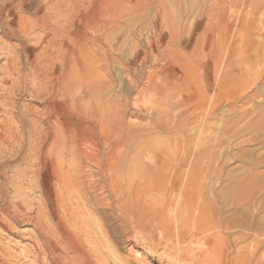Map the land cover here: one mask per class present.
Wrapping results in <instances>:
<instances>
[{"label": "rangeland", "instance_id": "rangeland-1", "mask_svg": "<svg viewBox=\"0 0 264 264\" xmlns=\"http://www.w3.org/2000/svg\"><path fill=\"white\" fill-rule=\"evenodd\" d=\"M164 4L175 10L180 32L165 36L159 28L152 34L144 28L149 22L144 13L126 19L121 33L131 27L143 32L139 42L145 54L137 73L128 58H123V73L100 72L107 78L101 93L123 101L125 186L131 182L136 188L147 169L153 182L150 192L142 190L139 201L141 207L146 203L151 208L136 214L132 228L110 210H100L108 235L105 261L99 264H183L181 252L206 256L210 262L205 264H264V0ZM120 31L111 32L106 44ZM16 45L0 31V136L9 129L21 132L13 111L42 110L24 91L17 97L7 94L11 82L4 79V57ZM131 77L135 87H130ZM98 96L89 99L96 103ZM13 98L17 110L7 104L15 103ZM3 147L0 142V161L11 160ZM101 217L96 212L86 217L91 239L98 237ZM14 232L15 236L2 233L6 260L33 264V228L22 223ZM132 245L137 252H130Z\"/></svg>", "mask_w": 264, "mask_h": 264}, {"label": "bare ground", "instance_id": "bare-ground-1", "mask_svg": "<svg viewBox=\"0 0 264 264\" xmlns=\"http://www.w3.org/2000/svg\"><path fill=\"white\" fill-rule=\"evenodd\" d=\"M139 13L148 17L144 27L148 31L160 28L165 36L180 32L175 10L164 0H0V31L17 41L4 57V79L11 82L9 93H4L16 96L24 91L42 107L11 111L22 133L9 129L10 133L0 136L2 148L11 157L0 161V264L10 262L1 248L2 233L15 236V226L22 223L33 228V264H99L105 261L108 235L100 210L122 217L130 229L136 214L151 208L139 202L142 190L148 193L152 188L150 169L136 188L131 182L124 183L123 101L120 96L110 100L101 93L107 81L101 70L123 73V58H128L137 73L145 54L139 42L143 32L131 26L124 33L120 30L126 19ZM115 29L121 35L106 44ZM38 31L42 36H37ZM130 81V87H135L136 81L132 77ZM95 93L100 98L93 103L89 98ZM7 104L17 110L16 102ZM20 161L24 168L19 167ZM161 165L165 167V162ZM91 212L102 214L96 239L87 235L86 217ZM135 248L132 245L130 250ZM185 253L180 254L183 259L179 256L182 262H210L206 256Z\"/></svg>", "mask_w": 264, "mask_h": 264}]
</instances>
